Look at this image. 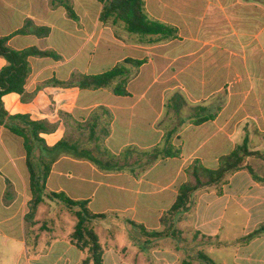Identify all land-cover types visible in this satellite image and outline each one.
<instances>
[{
  "label": "crops",
  "instance_id": "obj_1",
  "mask_svg": "<svg viewBox=\"0 0 264 264\" xmlns=\"http://www.w3.org/2000/svg\"><path fill=\"white\" fill-rule=\"evenodd\" d=\"M102 7L74 0L72 19L50 0H0V38L9 37L15 50L35 47L60 57L30 56L25 93L32 98L23 102L14 92L2 98L9 116L54 125L40 134L48 147L64 140L69 149L50 166L45 191L87 201L93 213L106 215L92 223L103 264H202L196 254L164 244L176 234L231 244L233 257L221 264H264V234L242 241L264 223V161L256 156L246 159L253 173L243 168L221 185L199 188L189 209L163 236L155 234L165 230L161 218L180 185L195 182L194 163L215 169L244 142L264 154V0H144L148 18L174 27L176 36L131 33L119 19L101 20ZM26 21L49 34H16ZM5 65L0 57V69ZM117 65L125 73L115 84L126 94L75 82L77 74ZM166 139L178 157L160 156ZM36 154L48 160L40 147ZM31 200L23 139L2 124L0 264H80L86 254L70 238L73 211L58 200L35 206ZM228 215L246 226L233 241L222 240ZM189 216L192 233L175 227Z\"/></svg>",
  "mask_w": 264,
  "mask_h": 264
},
{
  "label": "trees",
  "instance_id": "obj_2",
  "mask_svg": "<svg viewBox=\"0 0 264 264\" xmlns=\"http://www.w3.org/2000/svg\"><path fill=\"white\" fill-rule=\"evenodd\" d=\"M74 0H50L54 7L62 6L67 15L76 19L77 15L73 8ZM103 4L100 19L109 21L110 19H119L123 21L127 31L141 35H161L176 36L177 31L174 27L166 25L159 21L148 18L144 0H97ZM32 33L40 37H46L49 34V28L34 26L31 21H26L24 27L16 34ZM9 37L0 38V57L6 61V65L0 69V125L5 126L15 135L23 139V145L26 152V163L30 175V192L32 195L31 206L42 202L44 199L58 200L62 202L69 210L73 211L77 221L73 232L70 234L71 241L82 250L86 256L80 264H103L104 248L97 236L92 223L93 221L104 218L105 214H95L89 207L87 201H76L67 197L63 193H47L46 179L49 168L53 162L69 149H63L66 143L59 141L53 147H48L41 139L40 134L51 132L54 125L42 120H32L29 115L15 114L8 115L3 96L8 93H17L21 95V100L26 102L32 98L26 96L25 85L30 75L31 69L28 58L30 56H52L59 59V55L53 51H41L35 47L23 50H15L8 45ZM133 61H125L130 63ZM125 70L122 65L98 74L83 75L77 74L75 82L82 89H100L112 87L116 94H126L122 83L115 84V80L122 76ZM74 82V81H73ZM206 119V118H204ZM166 146L160 152L162 158L178 157L180 151L172 147L168 139ZM40 147L47 155L37 156L36 149ZM68 148V147H66ZM248 156H256L264 161V154L259 151H250L247 143L238 145L230 153L223 155L218 160V166L215 169H209L196 162L190 167L191 174L195 177V182H186L180 185L176 200L172 207L166 211L161 223L165 226L163 232H156V235L163 236L172 224L174 217L189 209L192 203L193 193L201 187L211 185H221L226 176L240 169L247 168L251 173L252 169L246 164ZM261 234H264V223L242 239L243 242L249 241ZM198 260L202 264H218L202 250L198 251ZM185 264H190L186 262Z\"/></svg>",
  "mask_w": 264,
  "mask_h": 264
},
{
  "label": "rangeland",
  "instance_id": "obj_3",
  "mask_svg": "<svg viewBox=\"0 0 264 264\" xmlns=\"http://www.w3.org/2000/svg\"><path fill=\"white\" fill-rule=\"evenodd\" d=\"M177 221V220H176ZM194 219L192 217H188L182 222H176L175 227L188 226L191 229L194 226ZM255 223V222H253ZM231 225V226H230ZM260 224L254 225V227H258ZM253 226V225H252ZM224 231L222 232V240H225L227 236L232 237L235 240L238 236L242 234V230L246 227L244 223V219L242 217L231 218L229 215L227 216L225 222L223 223ZM194 228V227H193ZM186 236V234H185ZM216 239L204 240L201 234L198 235V240H188L187 238H183L182 235L176 234L173 239L165 241L164 244L166 246L173 248L180 252L183 255L186 251L190 252L189 254H198L199 250H202L206 255L210 256L217 263L221 264L222 260L228 259L231 260L234 254V249L231 244L224 246H216ZM187 254V253H186Z\"/></svg>",
  "mask_w": 264,
  "mask_h": 264
}]
</instances>
